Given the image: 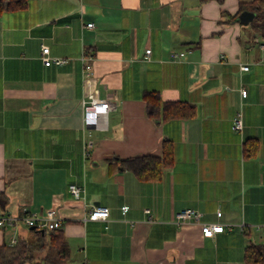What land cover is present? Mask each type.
Segmentation results:
<instances>
[{
    "label": "crops",
    "instance_id": "0c3cea01",
    "mask_svg": "<svg viewBox=\"0 0 264 264\" xmlns=\"http://www.w3.org/2000/svg\"><path fill=\"white\" fill-rule=\"evenodd\" d=\"M11 1L25 5L0 13L3 213L55 210L67 264H245L247 246L264 248V39L249 26L250 11L219 22L222 12L234 15L240 1L252 0ZM42 46L64 62L43 65ZM170 52L185 56L171 60ZM84 57H92L94 95L116 103L104 129L83 123ZM151 91L163 102L193 105L195 115L150 119L142 96ZM238 113L243 127L235 132ZM85 140L94 141L86 158ZM164 141L174 161L160 181L109 165L161 157ZM72 185L81 189L77 198ZM92 207L108 208L107 220H84ZM182 209L224 230L207 238L199 223L177 225ZM31 232L0 228V244L32 241Z\"/></svg>",
    "mask_w": 264,
    "mask_h": 264
},
{
    "label": "trees",
    "instance_id": "16d2710c",
    "mask_svg": "<svg viewBox=\"0 0 264 264\" xmlns=\"http://www.w3.org/2000/svg\"><path fill=\"white\" fill-rule=\"evenodd\" d=\"M215 1L222 3L223 0H199V3ZM25 3L19 1L0 0V13L5 9L23 7ZM253 13L249 23L252 31L256 32L261 39H264V0H252L250 2H239L238 11L234 15L221 13L219 22H237L239 14L244 11ZM143 100L146 104V114L154 121H165L175 118H192L195 115L193 105L186 103L163 102L157 92H144ZM256 147V146H255ZM247 156L254 153V150L244 148ZM173 151L171 144L163 142L162 156L142 155L129 158H115L109 161V165L117 171H128L139 181L157 182L160 181L165 170L173 165ZM7 204V197L0 192V210L3 212ZM34 236L32 241L17 239L13 245L0 244V264H67L69 259V248L60 229L44 230L40 234L37 230L31 232ZM45 250L42 260H37L35 254ZM243 260L245 264H264V248L259 245H249L245 248Z\"/></svg>",
    "mask_w": 264,
    "mask_h": 264
},
{
    "label": "built area",
    "instance_id": "2783aa9c",
    "mask_svg": "<svg viewBox=\"0 0 264 264\" xmlns=\"http://www.w3.org/2000/svg\"><path fill=\"white\" fill-rule=\"evenodd\" d=\"M86 27H92V23H88ZM261 49L264 50V44L260 45ZM150 53V49L145 50V59L148 58ZM185 56L184 52H170L169 58L171 60H180ZM84 61H86L83 65V73H84V85L89 89L86 93V97L82 100V108H83V123L86 127L94 126L96 128L104 129L106 125V116L108 112L116 110V103L110 101L108 99H99L94 95V89L90 87L92 84V57H84ZM41 61L43 65L49 66L50 64H62L64 62L61 58H51L49 56V49L47 46L41 47ZM248 66L241 67L242 71H247ZM240 94L242 98H245L247 95V91L245 89L240 90ZM243 122L241 114L238 113L232 121V130L238 132L242 129ZM94 146L93 140H85L83 145V154L84 157H88L90 154V150ZM81 189L72 185L69 187V192L75 198L79 196ZM128 210L127 206L121 207V212L125 213ZM149 210L145 209L144 213L149 214ZM216 216L219 218L221 216V212L217 211ZM109 217V210L106 207H92L87 215L84 217V220L96 221L102 220L105 221ZM202 217V213L193 209H182L178 211L175 215V223L180 225L185 222H196L199 223L200 218ZM150 219V217H149ZM61 226V221L56 216V211L53 209H49L42 216L36 215H24L22 217H14L9 214H5L0 211V228H11L16 229L18 227L24 228H34V230H54L59 229ZM200 232L203 237H213L217 233H221L224 230V225L218 222H204L199 223ZM15 242L10 241L8 245H13Z\"/></svg>",
    "mask_w": 264,
    "mask_h": 264
},
{
    "label": "water",
    "instance_id": "95a60500",
    "mask_svg": "<svg viewBox=\"0 0 264 264\" xmlns=\"http://www.w3.org/2000/svg\"><path fill=\"white\" fill-rule=\"evenodd\" d=\"M246 17H247L246 20H252V18H253V17H250V16H246ZM244 18H245V15H241L240 21L246 24L248 21H244ZM29 230H34V228H29ZM39 233L40 234H44V231L40 230Z\"/></svg>",
    "mask_w": 264,
    "mask_h": 264
}]
</instances>
